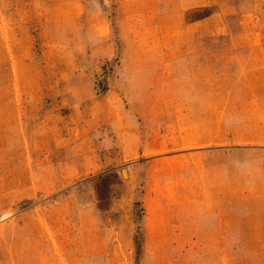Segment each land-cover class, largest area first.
Masks as SVG:
<instances>
[{"label":"rangeland","instance_id":"obj_1","mask_svg":"<svg viewBox=\"0 0 264 264\" xmlns=\"http://www.w3.org/2000/svg\"><path fill=\"white\" fill-rule=\"evenodd\" d=\"M0 264H264V0H0Z\"/></svg>","mask_w":264,"mask_h":264}]
</instances>
